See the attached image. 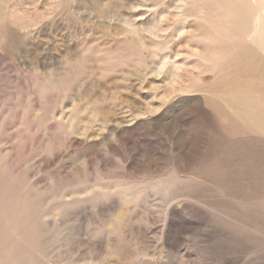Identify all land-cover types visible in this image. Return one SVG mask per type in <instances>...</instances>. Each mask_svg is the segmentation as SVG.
<instances>
[{
	"label": "rangeland",
	"instance_id": "374dc122",
	"mask_svg": "<svg viewBox=\"0 0 264 264\" xmlns=\"http://www.w3.org/2000/svg\"><path fill=\"white\" fill-rule=\"evenodd\" d=\"M263 101L264 0H0V264H264Z\"/></svg>",
	"mask_w": 264,
	"mask_h": 264
},
{
	"label": "bare ground",
	"instance_id": "6f19581e",
	"mask_svg": "<svg viewBox=\"0 0 264 264\" xmlns=\"http://www.w3.org/2000/svg\"><path fill=\"white\" fill-rule=\"evenodd\" d=\"M242 9H243V6H242ZM244 65H245V64H244ZM236 79H237V78H236ZM247 80H248V79H247ZM242 82H243V81H242ZM248 83H249V82H248ZM248 85H249V84H248ZM250 85H251V83H250ZM251 86H252V85H251ZM245 92H246V91H245ZM263 102H264V101H263ZM263 102H262V103H263ZM262 103H261V104H262ZM217 106H218V105H217ZM218 107H220V106H218ZM245 110H246V109H245ZM251 112H252V111H251ZM249 115H250V114H249ZM260 121H261V120H260ZM254 127H255V126H254ZM12 230H13V229H12Z\"/></svg>",
	"mask_w": 264,
	"mask_h": 264
}]
</instances>
